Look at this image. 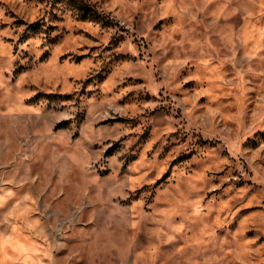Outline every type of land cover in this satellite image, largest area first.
<instances>
[{
  "label": "clouds",
  "instance_id": "obj_1",
  "mask_svg": "<svg viewBox=\"0 0 264 264\" xmlns=\"http://www.w3.org/2000/svg\"><path fill=\"white\" fill-rule=\"evenodd\" d=\"M262 120L264 0H0V264H264Z\"/></svg>",
  "mask_w": 264,
  "mask_h": 264
},
{
  "label": "rangeland",
  "instance_id": "obj_2",
  "mask_svg": "<svg viewBox=\"0 0 264 264\" xmlns=\"http://www.w3.org/2000/svg\"><path fill=\"white\" fill-rule=\"evenodd\" d=\"M40 3H44V0H39ZM82 2V0H81ZM92 13V19H104L106 24L112 25L113 22H111L107 16H103L101 13L96 12L93 8L90 6L84 7V13L85 16H88L89 13ZM15 15V14H14ZM17 25L21 23H27L24 20H18L16 21ZM114 26V25H113ZM33 30H35L38 25L32 26ZM113 43L116 42V37H113L112 40ZM95 49H93L94 51ZM87 58V57H85ZM129 82H132V78H129ZM140 82V81H137ZM129 95H134V93H130ZM262 124H264V120L261 121ZM258 135H261V133H258ZM251 143H254V141H251ZM250 175H253V173H249ZM218 182V181H217ZM244 183H247L249 186V191L245 195L243 203H248L250 200L255 198V201L251 204L250 207L242 208L241 211L237 214V226H239V221L245 220V218H251L248 221L247 226L249 227V231L246 233L247 236L253 237L256 235L260 236V239L257 241V244H264V216L257 215L253 216L254 213L257 214H264V199H262L260 196L257 195V189L260 187L259 185H253L252 181H246ZM243 184H241V187ZM216 194H219V190ZM212 194H210L211 196Z\"/></svg>",
  "mask_w": 264,
  "mask_h": 264
}]
</instances>
